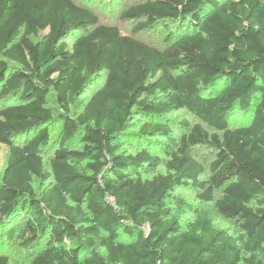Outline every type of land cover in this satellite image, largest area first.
<instances>
[{
    "label": "trees",
    "instance_id": "1",
    "mask_svg": "<svg viewBox=\"0 0 264 264\" xmlns=\"http://www.w3.org/2000/svg\"><path fill=\"white\" fill-rule=\"evenodd\" d=\"M119 19L130 33L78 0H0V264L11 227L29 264H264V0ZM162 25L163 48L135 36ZM197 144L216 150L207 180Z\"/></svg>",
    "mask_w": 264,
    "mask_h": 264
},
{
    "label": "rangeland",
    "instance_id": "2",
    "mask_svg": "<svg viewBox=\"0 0 264 264\" xmlns=\"http://www.w3.org/2000/svg\"><path fill=\"white\" fill-rule=\"evenodd\" d=\"M82 5L89 6L100 18L101 22H109L117 24L124 33H130L129 24L125 21L119 19V11L122 7L133 3L137 0H78ZM165 25L155 26L144 30L135 36L141 41L155 46L157 48H163L166 45L165 37L168 32L174 29L172 25L170 28H165ZM190 28L185 24H182L179 31L187 32ZM99 84V82H97ZM222 85L219 83L218 86L213 88L211 91L215 93L218 88ZM178 122L182 120L190 122V124L199 123L205 130L211 131L204 123H201L195 117L185 110H178L172 112L170 115ZM238 123V122H237ZM236 124H233L235 126ZM55 127L52 134L58 129ZM52 148H47L45 150V157L51 154ZM193 155L194 157L202 163L205 172L201 176L202 180H207L210 176L209 166L212 161L216 158V150L210 148L205 144H197L193 146ZM8 158V147L0 143V176L3 172V169L6 165ZM40 184V183H39ZM199 190H193L191 188H181L177 190V194L183 197L185 202L188 203H198L199 202ZM210 210V216L213 220L215 226L219 228L233 229V226L228 221L224 220L216 211L213 204H208L207 206ZM192 217L189 213L188 218ZM3 250L10 258V264H29L31 259V250L23 249L16 241V228H8L6 234L3 238Z\"/></svg>",
    "mask_w": 264,
    "mask_h": 264
}]
</instances>
